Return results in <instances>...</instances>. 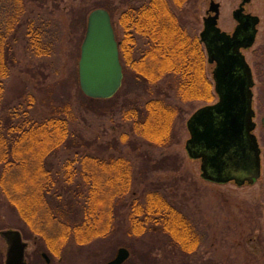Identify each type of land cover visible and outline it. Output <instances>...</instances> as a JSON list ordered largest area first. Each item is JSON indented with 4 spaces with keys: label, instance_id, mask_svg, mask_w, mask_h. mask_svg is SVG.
Masks as SVG:
<instances>
[{
    "label": "rangeland",
    "instance_id": "1",
    "mask_svg": "<svg viewBox=\"0 0 264 264\" xmlns=\"http://www.w3.org/2000/svg\"><path fill=\"white\" fill-rule=\"evenodd\" d=\"M143 1L25 0V14L21 21L49 20L47 31L52 51L46 56L33 55L27 50L22 33H19L18 40L14 43L16 60L6 82L4 101L10 106L23 101L21 103L24 107L27 106L26 97L32 96L29 107L37 119L47 115L52 106L65 103L75 112L76 120L72 128L76 142L71 141L67 148L49 158L52 171L60 182L56 186L65 191L67 185L62 184L63 163L67 159L80 157L84 150L101 158L122 153L130 159L133 166L132 190L128 201L132 197L142 198L145 188L159 189L190 216L201 236L199 247L194 253L183 254L159 227H151L139 237L130 235L129 209L126 206L116 214L111 233L85 245H79L70 238L55 253L47 250L45 241L29 232L1 193L0 231H20L27 244L26 259L29 264H47L42 253L50 258L48 264H105L116 255L120 247L129 251L124 264H264V199L261 200L264 189L263 165L261 177L253 184L239 186L233 181L215 183L202 178L200 160L191 159L185 149V142L189 138L186 121L194 111L209 103H183L176 96L174 77L148 85L137 80L122 61L123 80L114 98L92 100L80 90L78 61L89 13L95 8L107 9L112 17L116 40L119 41L123 35L118 23L119 14L127 5ZM214 1L220 5L218 26L221 30L232 32L236 25L232 12L241 0ZM209 3L210 0H190L182 11H177L181 23L191 33L201 30V17L205 15ZM245 7L247 12L259 18L255 41L244 54L253 70L254 133L262 146V155L264 0H250ZM8 8L9 0H0V25L7 19ZM139 45L140 49L144 48L143 42ZM211 70L212 66L208 65L206 71L212 80ZM151 98H164L180 110L179 117L173 123L174 143L167 148L145 145L129 130V121L123 118L125 111L141 107ZM216 100L215 95L212 103ZM122 136L133 143L119 142ZM76 151L80 152L76 154ZM6 247L7 244L0 235V264L4 263Z\"/></svg>",
    "mask_w": 264,
    "mask_h": 264
},
{
    "label": "trees",
    "instance_id": "2",
    "mask_svg": "<svg viewBox=\"0 0 264 264\" xmlns=\"http://www.w3.org/2000/svg\"><path fill=\"white\" fill-rule=\"evenodd\" d=\"M188 1L144 0L127 5L118 16L123 30L118 41L120 59L137 80L148 85L174 77L176 96L183 103H212L215 94L206 71L204 48L177 13ZM24 14L25 0H9L7 19L0 25V193L29 232L45 241L47 250L55 253L70 238L85 245L111 233L116 214L126 206L130 235L139 237L151 227H159L183 254L194 253L201 243L197 227L165 193L145 188L142 198L132 197L128 201L133 166L122 153L101 158L84 150L80 157L63 163L65 191L56 186L59 179L49 158L67 148L71 141L76 142L72 128L75 112L65 103L52 106L47 115L37 119L29 107L32 96L26 97L24 107L23 101L16 106L4 101L19 33L33 55L46 56L52 51L47 31L49 20L22 22ZM139 42H143L144 48H139ZM117 94L118 91L111 98L95 100H110ZM179 114L180 110L166 99L151 98L141 107L125 111L123 118L145 145L167 148L174 143L173 123ZM123 136L119 142L133 143ZM262 165L264 169V152Z\"/></svg>",
    "mask_w": 264,
    "mask_h": 264
},
{
    "label": "water",
    "instance_id": "3",
    "mask_svg": "<svg viewBox=\"0 0 264 264\" xmlns=\"http://www.w3.org/2000/svg\"><path fill=\"white\" fill-rule=\"evenodd\" d=\"M250 0H241L232 12L237 25L233 32L218 26L219 3L210 0L209 12L200 32L207 61L214 63L212 80L217 100L201 106L186 121L189 138L185 149L191 159L200 160L203 179L237 185L253 184L262 174V155L254 133V79L241 48H250L257 34L256 15L243 12ZM123 66L110 13L93 9L80 47L78 81L82 93L94 99L111 98L120 88ZM0 235L7 244L3 264H27L26 242L20 231L4 229ZM42 256L49 262L46 253ZM129 257L125 247L105 264H123Z\"/></svg>",
    "mask_w": 264,
    "mask_h": 264
},
{
    "label": "flooded vegetation",
    "instance_id": "4",
    "mask_svg": "<svg viewBox=\"0 0 264 264\" xmlns=\"http://www.w3.org/2000/svg\"><path fill=\"white\" fill-rule=\"evenodd\" d=\"M190 1V0H189ZM188 3V2H187ZM186 3V4H187ZM249 3V2H248ZM240 4V3H239ZM247 4V3H246ZM245 4V5H246ZM245 5H244V10H243V12L244 13H246V14H248L249 12H247L246 11V7H245ZM239 6V5H238ZM219 7H220V5H219ZM238 8V7H237ZM235 10V9H234ZM233 10V11H234ZM211 14H213L212 12H209V8L207 9V10H205V15H203L202 17H201V23H202V25H201V30H199V32L198 33H196V32H193V33H195L197 36H198V38H199V40H200V42H201V44H202V46H203V48H204V51H205V53H206V47L204 46V42L201 40V37H200V32L203 30V27H204V18L206 17V16H208V15H211ZM249 14H251V13H249ZM253 15V14H252ZM236 25H237V22H236ZM236 25L234 26V29H235V27H236ZM221 29V28H220ZM233 29V30H234ZM233 30H232V32H233ZM222 31H225V30H222ZM226 32V31H225ZM232 32H227V33H232ZM140 43V42H139ZM249 48H246V49H243V48H241L240 50H241V52L244 54V52L245 51H247ZM138 53V52H137ZM244 56H245V54H244ZM246 58V57H245ZM246 61H247V59H246ZM208 62V61H207ZM247 63L249 64V62L247 61ZM208 65H211L212 66V69H213V67H214V63H209L208 62ZM249 66H250V64H249ZM250 68H251V70H252V67L250 66ZM252 75H253V70H252ZM211 76H212V70H211ZM214 89V88H213ZM215 93V92H214ZM7 248V247H6ZM24 258H25V261H26V263L27 264H29L28 263V261H27V259H26V249H25V252H24ZM50 259V258H49ZM46 260V259H45ZM49 262H50V260H49ZM49 262H46L47 264L49 263ZM124 264V263H123Z\"/></svg>",
    "mask_w": 264,
    "mask_h": 264
}]
</instances>
